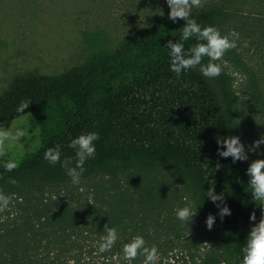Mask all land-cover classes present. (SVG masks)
Here are the masks:
<instances>
[{"label":"trees","instance_id":"16d2710c","mask_svg":"<svg viewBox=\"0 0 264 264\" xmlns=\"http://www.w3.org/2000/svg\"><path fill=\"white\" fill-rule=\"evenodd\" d=\"M168 12L60 72H17L2 88L0 124L31 114L39 145L15 159L0 155V188L15 194L0 222V264H129L122 248L136 234L157 246L158 264H240L251 226L264 218V202L252 197L243 160L219 156L223 145L216 139L241 140V105L221 59L217 77L202 75L199 66L180 76L170 70L164 46L180 38L184 21L173 23ZM222 14L216 7L192 10L202 26L217 27ZM195 43V37L184 41L186 49ZM224 55L247 75L250 103L264 112V74L258 76L235 48ZM22 100L31 103L21 114ZM85 131H97L99 139L81 179L108 177L110 188L101 186L90 198H54L70 177L44 152L59 144L62 159L74 157L69 141ZM8 161L17 167L6 171ZM211 186L224 194L222 202L204 196ZM186 199L198 208L189 225L175 214ZM217 204H227L230 214L221 217ZM209 214L215 217L211 229ZM105 224L116 226L119 238L98 253ZM143 259L138 254L130 264Z\"/></svg>","mask_w":264,"mask_h":264},{"label":"rangeland","instance_id":"374dc122","mask_svg":"<svg viewBox=\"0 0 264 264\" xmlns=\"http://www.w3.org/2000/svg\"><path fill=\"white\" fill-rule=\"evenodd\" d=\"M216 7L223 13L217 27L222 34L236 29L240 33L235 50L255 73L264 74V47L258 28L264 24V0H201L193 9ZM166 0H0V91L17 72L38 70L57 73L81 62L85 56L102 46H114L127 33L149 24L156 16L168 12ZM262 24V23H261ZM232 77L241 105L239 122L241 142L248 164L264 158L249 152L253 140L264 135V112L250 103L247 75L232 60L221 57ZM28 136L4 142L3 156L15 159L34 151L39 145V127L31 114L2 123L7 129L26 126ZM124 176V175H123ZM122 177V176H121ZM123 178V177H122ZM108 177H87L80 185H62L63 191L53 192L54 198L92 197L101 186L108 190ZM185 199V198H184ZM186 204L190 201L186 199ZM6 219L0 211V222ZM194 232L193 236H199ZM206 242H203V245Z\"/></svg>","mask_w":264,"mask_h":264},{"label":"clouds","instance_id":"9594fccd","mask_svg":"<svg viewBox=\"0 0 264 264\" xmlns=\"http://www.w3.org/2000/svg\"><path fill=\"white\" fill-rule=\"evenodd\" d=\"M201 0H166L169 7L168 18L173 22H177V18L184 21L182 34L179 39L168 40L164 48L169 49V67L177 76H180L182 72H186L189 69L199 66V70L202 75L206 77H217L222 71L220 63L215 61L220 60L224 56L226 50L235 48L237 41L240 39V33L236 29H231L227 34H222L221 30L215 25L202 26L197 22V19L192 16V10L194 6H199ZM163 14V13H162ZM191 37H195L197 43L185 48L184 41H188ZM204 57H208L206 63H202ZM31 102L28 100H22L17 106V112L24 113V110L28 108ZM28 121L26 126L16 127L14 129H5L0 124V155L3 154L4 142L6 140L18 141V138L28 136ZM99 139V133L97 131H85L72 138L69 141V147L75 149L74 157L61 158V146L57 144L55 147H49L44 152V158L50 164L59 163L65 170V173L70 177V182L73 185H80L81 178L85 172V163L87 160L95 156L96 144L95 141ZM217 145H223V148L218 147L217 153L221 157H231L232 161L246 160L247 154L245 153V146L241 142L238 135H229L226 137L217 136ZM264 144V135H261L258 139L252 141L248 146L249 152H257L260 154L259 146ZM74 159V163H73ZM17 167L14 161H8L5 163V170L11 171ZM220 164L217 163L219 168ZM246 173L249 177L248 184L251 188L252 197L255 200L264 202V158H258L252 160L246 169ZM9 183L17 184L15 178H9ZM206 194L214 203L217 201H223V193H215L214 187H208ZM15 194H9L0 188V211L6 210L13 202V196ZM219 208V214L221 217L230 214L231 210L224 204ZM198 208H193L191 202L185 204L183 207H178L175 210L176 217L187 223L193 220ZM250 220H255V213H250ZM215 221V217L209 214L206 217L205 224L208 229H211ZM119 238V229L116 226L104 225V230L101 235V240L97 242L98 247L96 251L98 253H104L110 250L113 244ZM123 258L126 261H133L138 254L143 255L144 259L142 264H158L160 254L155 244L148 246L145 238L141 234H136L126 243L122 248ZM242 256L240 264H264V218H261L259 222L251 226L250 231L247 234L246 243L241 248Z\"/></svg>","mask_w":264,"mask_h":264}]
</instances>
